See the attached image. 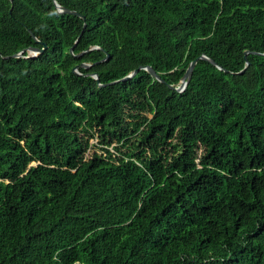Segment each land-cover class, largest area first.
I'll return each mask as SVG.
<instances>
[{
  "label": "trees",
  "instance_id": "obj_1",
  "mask_svg": "<svg viewBox=\"0 0 264 264\" xmlns=\"http://www.w3.org/2000/svg\"><path fill=\"white\" fill-rule=\"evenodd\" d=\"M57 3L0 0V264H264V0Z\"/></svg>",
  "mask_w": 264,
  "mask_h": 264
},
{
  "label": "water",
  "instance_id": "obj_2",
  "mask_svg": "<svg viewBox=\"0 0 264 264\" xmlns=\"http://www.w3.org/2000/svg\"><path fill=\"white\" fill-rule=\"evenodd\" d=\"M56 2V7L58 8V12L61 13V14H72V15H75V16H78V17H81L83 20H85V18L83 16H81L78 12L76 11H72V10H69V9H65L63 7H61L58 3H57V0H54ZM84 28H86V24L84 25ZM32 36L33 38L38 42V43H41L40 40H38V38L32 33ZM77 44V43H76ZM76 44L72 47L71 49V53H73V50L76 46ZM48 49V46L45 44L44 45V48L43 49H40V48H30L28 49V51L30 53H32V58H37L39 57L40 55L44 54V52ZM97 49H100V48H97ZM27 50H24L22 51L21 53L19 54H16L13 56V58H20V57H23L24 53L26 52ZM249 54V52H246V56ZM1 56V54H0ZM81 56V55H80ZM109 58V54H107V58ZM199 60H207L209 62H211L214 66H216L217 68H219L220 70H223L220 66H218L213 60L209 59L207 56H202L198 59H196L195 61H193L191 64H190V67L188 68L185 76L183 77L182 79V83L179 87H174V86H170L169 85V88L173 89V90H176L178 92H183L185 91V89L187 88L188 84L190 83L191 81V78H192V75H193V72H194V69L198 63ZM247 66H249V63H247ZM81 67H84V68H89L90 66L89 65H86V64H83L81 65ZM141 69H145L147 70L157 81H159L160 83H163V84H167V82L165 80H163L160 75H158L151 67H145V68H141ZM245 70L246 68L240 72V74H243L245 73ZM76 71V70H75ZM139 70H136L134 71L131 75L127 76L126 78H124V81H127L129 79H132L134 76H136L138 74ZM95 79L99 81V77L97 75H94Z\"/></svg>",
  "mask_w": 264,
  "mask_h": 264
},
{
  "label": "rangeland",
  "instance_id": "obj_3",
  "mask_svg": "<svg viewBox=\"0 0 264 264\" xmlns=\"http://www.w3.org/2000/svg\"><path fill=\"white\" fill-rule=\"evenodd\" d=\"M91 144H94V145L98 144V140H97V139L92 140V141H91Z\"/></svg>",
  "mask_w": 264,
  "mask_h": 264
}]
</instances>
